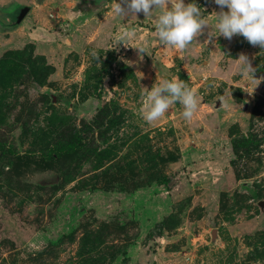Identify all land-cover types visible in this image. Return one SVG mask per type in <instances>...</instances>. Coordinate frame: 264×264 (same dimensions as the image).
<instances>
[{"label":"rangeland","instance_id":"rangeland-1","mask_svg":"<svg viewBox=\"0 0 264 264\" xmlns=\"http://www.w3.org/2000/svg\"><path fill=\"white\" fill-rule=\"evenodd\" d=\"M195 2L215 35L219 8ZM0 7V264H264V145L231 149L264 129V51L207 30L163 47L159 10L123 18L114 0ZM165 79L197 94L190 122L179 103L142 118L144 87Z\"/></svg>","mask_w":264,"mask_h":264},{"label":"clouds","instance_id":"clouds-1","mask_svg":"<svg viewBox=\"0 0 264 264\" xmlns=\"http://www.w3.org/2000/svg\"><path fill=\"white\" fill-rule=\"evenodd\" d=\"M213 3L219 8L218 12L213 11L215 35L209 32V22L195 0L187 4L185 0H114L113 11L123 18L137 17L141 13L146 18L159 10L154 28L163 47L185 51L194 39L204 35L207 30L205 42H211L214 37L220 36L229 41L234 36H242L251 46L264 51V0H213ZM135 35V28H123L118 44L129 47L128 42ZM133 49L141 58L146 54L143 45ZM236 60L239 62L237 67L241 75L259 81L254 78L258 68L253 67L252 60L246 54L241 53ZM261 79L264 80V77ZM174 103L181 105L183 118L190 122L199 110L200 101L190 86L179 79L157 80L150 90L144 87L141 116L151 124L162 118Z\"/></svg>","mask_w":264,"mask_h":264},{"label":"trees","instance_id":"trees-1","mask_svg":"<svg viewBox=\"0 0 264 264\" xmlns=\"http://www.w3.org/2000/svg\"><path fill=\"white\" fill-rule=\"evenodd\" d=\"M6 8L0 7V11H5ZM264 145V129L261 133L249 132L246 135H240L238 138L231 139L232 153L236 158L242 155H247L250 152H257Z\"/></svg>","mask_w":264,"mask_h":264},{"label":"water","instance_id":"water-1","mask_svg":"<svg viewBox=\"0 0 264 264\" xmlns=\"http://www.w3.org/2000/svg\"><path fill=\"white\" fill-rule=\"evenodd\" d=\"M30 11V7L23 4L20 5L16 10H14V17L12 18V22L10 23L12 26L18 25L22 22V20L26 17L28 12Z\"/></svg>","mask_w":264,"mask_h":264},{"label":"flooded vegetation","instance_id":"flooded-vegetation-1","mask_svg":"<svg viewBox=\"0 0 264 264\" xmlns=\"http://www.w3.org/2000/svg\"><path fill=\"white\" fill-rule=\"evenodd\" d=\"M16 8H17V6H16Z\"/></svg>","mask_w":264,"mask_h":264}]
</instances>
